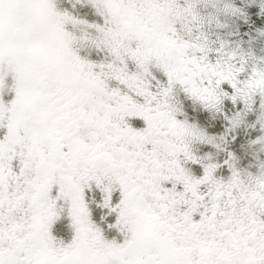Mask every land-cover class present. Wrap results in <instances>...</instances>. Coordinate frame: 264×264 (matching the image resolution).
I'll use <instances>...</instances> for the list:
<instances>
[{"label":"snow or ice","instance_id":"6c2138e0","mask_svg":"<svg viewBox=\"0 0 264 264\" xmlns=\"http://www.w3.org/2000/svg\"><path fill=\"white\" fill-rule=\"evenodd\" d=\"M0 264H264V0H0Z\"/></svg>","mask_w":264,"mask_h":264}]
</instances>
